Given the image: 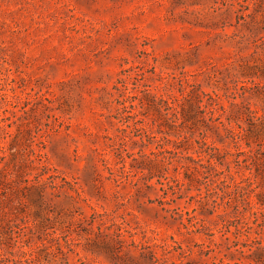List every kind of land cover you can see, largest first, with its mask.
I'll return each mask as SVG.
<instances>
[{"label":"rangeland","instance_id":"374dc122","mask_svg":"<svg viewBox=\"0 0 264 264\" xmlns=\"http://www.w3.org/2000/svg\"><path fill=\"white\" fill-rule=\"evenodd\" d=\"M24 258L264 264V0H0V264Z\"/></svg>","mask_w":264,"mask_h":264},{"label":"trees","instance_id":"16d2710c","mask_svg":"<svg viewBox=\"0 0 264 264\" xmlns=\"http://www.w3.org/2000/svg\"><path fill=\"white\" fill-rule=\"evenodd\" d=\"M184 97V96H183ZM231 132V131H230ZM209 148L210 149H212V150H214V149H216V147L215 146H212V145H209ZM249 152H251V150H248V151H244V152H242V153H245V154H247V153H249ZM209 164L212 166V164L209 162ZM247 178H249V177H247ZM249 185V184H248ZM245 201L247 202V203H251V200H249V199H245ZM7 262L8 263H6V264H26L27 263V260H26V258H24V259H7Z\"/></svg>","mask_w":264,"mask_h":264}]
</instances>
